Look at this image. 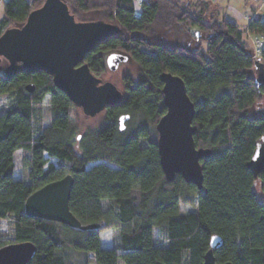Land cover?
<instances>
[{
	"label": "trees",
	"instance_id": "16d2710c",
	"mask_svg": "<svg viewBox=\"0 0 264 264\" xmlns=\"http://www.w3.org/2000/svg\"><path fill=\"white\" fill-rule=\"evenodd\" d=\"M77 20H104L120 33L98 43L84 62L102 78L106 56L122 53L137 66L136 80L121 79L122 101L102 110L101 123L77 133L74 106L46 72L7 77L0 63V224L10 217L11 233L0 227V247L30 241L26 264H201L211 236L222 240L215 262L264 264V170L248 169L264 115L252 50L244 32L264 36V17L246 30L220 15L212 0H63ZM43 0H5L0 34L20 26ZM203 43L205 46L203 47ZM179 76L194 104L202 187L180 174L165 177L157 151L155 124L165 112L159 75ZM32 83L31 92L25 89ZM48 96V120L42 101ZM128 115L124 129L118 118ZM22 177H15V152ZM56 160V163L52 162ZM71 174L69 209L80 230L28 217L26 198L43 185ZM191 210L182 212L181 204ZM115 232V245L102 247L100 232Z\"/></svg>",
	"mask_w": 264,
	"mask_h": 264
},
{
	"label": "water",
	"instance_id": "95a60500",
	"mask_svg": "<svg viewBox=\"0 0 264 264\" xmlns=\"http://www.w3.org/2000/svg\"><path fill=\"white\" fill-rule=\"evenodd\" d=\"M119 33V25L111 22L77 20L63 0H43L20 26H10L2 31L0 63L2 59L7 62L4 69L7 77L19 72L50 74L55 87L63 91L84 116L94 117L105 108L119 104L123 93L113 82L95 76L84 57L98 43ZM127 59L122 53H110L105 59L106 67L114 71ZM254 66L256 82L264 88V56L256 59ZM159 80L165 107L155 124L160 166L166 178L180 174L187 183L200 189L203 182L200 160L209 156L211 150L195 145L194 104L179 76L162 72ZM25 89L31 92L33 84H26ZM261 114L264 115V111ZM127 119L128 115L118 118L120 130L124 129ZM247 167L254 176L264 170V137L257 141ZM72 183L71 174H66L32 192L24 203L25 215L80 230L98 228L99 224H82L71 213ZM221 244L220 236H211L201 264H217L213 251ZM35 252L36 246L30 241L5 244L0 247V264H26Z\"/></svg>",
	"mask_w": 264,
	"mask_h": 264
},
{
	"label": "rangeland",
	"instance_id": "374dc122",
	"mask_svg": "<svg viewBox=\"0 0 264 264\" xmlns=\"http://www.w3.org/2000/svg\"><path fill=\"white\" fill-rule=\"evenodd\" d=\"M4 1L0 0V20L4 15ZM140 1L141 0H134L135 2V9L138 12L140 10ZM217 10L221 15H224L226 18H229L231 20L237 21V23L240 25V27H244L247 22L248 18L253 13V8L257 7L259 5L260 10H258V14H260L262 17H264V4L262 0H216L215 3ZM235 12L240 13L243 15V17L236 16ZM245 16V17H244ZM243 40L246 44H248L252 50V55L254 51V39L256 38L255 35H243ZM205 44L203 43V47ZM125 74H130L133 79L136 80L137 78V66L129 59L126 61L121 62L117 69L114 71H111L107 69L106 74L102 76L103 80L111 81L113 82L120 90L122 89L121 79ZM8 104L7 98H1L0 99V107L5 108V106ZM41 107L43 109V115L44 120L43 123H47L48 120V96L45 97V99L41 103ZM264 111V101L259 103L255 108L253 109V112L256 114L258 113L261 115V112ZM260 112V113H259ZM103 119V112H100L94 117H87L84 116V114L81 112V109L74 108L72 113V121L75 124V127L77 129V133H82L83 130L87 128H92L98 126ZM23 150H17L15 152V177L21 178L22 177V171L20 168V160L22 156L25 154ZM52 162L56 163L55 159H52ZM180 210L182 212H186L191 210V207L188 204H181ZM0 227L2 230H5L10 235L11 233V221L10 217H7L6 219H3L1 221ZM100 239H101V246L102 247H111L115 245V232H112L110 230H104L100 232ZM119 264H122L119 263Z\"/></svg>",
	"mask_w": 264,
	"mask_h": 264
},
{
	"label": "built area",
	"instance_id": "2783aa9c",
	"mask_svg": "<svg viewBox=\"0 0 264 264\" xmlns=\"http://www.w3.org/2000/svg\"><path fill=\"white\" fill-rule=\"evenodd\" d=\"M264 4V0H262ZM253 58L262 59L264 56V36H255Z\"/></svg>",
	"mask_w": 264,
	"mask_h": 264
},
{
	"label": "crops",
	"instance_id": "0c3cea01",
	"mask_svg": "<svg viewBox=\"0 0 264 264\" xmlns=\"http://www.w3.org/2000/svg\"><path fill=\"white\" fill-rule=\"evenodd\" d=\"M214 3H216V0H212ZM253 10V13H252V15L248 18L249 20H248V22L252 19V18H254L255 16H257V15H260V14H258L259 12H258V10H260V8H259V5L257 6V7H255V8H253L252 9ZM235 14H236V16H238V17H243V15H241L240 13H238V12H235ZM220 15H221V13H220ZM245 17V16H244ZM234 21V20H233ZM235 22H237V21H235ZM248 22H247V24H248ZM238 24V23H237ZM247 24L244 26V27H240V25L238 24V26H239V28H241V29H243L244 31L246 30V26H247ZM244 34L245 35H248V33H246V32H244Z\"/></svg>",
	"mask_w": 264,
	"mask_h": 264
},
{
	"label": "flooded vegetation",
	"instance_id": "af4514ba",
	"mask_svg": "<svg viewBox=\"0 0 264 264\" xmlns=\"http://www.w3.org/2000/svg\"><path fill=\"white\" fill-rule=\"evenodd\" d=\"M260 113V112H259ZM262 115V114H261Z\"/></svg>",
	"mask_w": 264,
	"mask_h": 264
}]
</instances>
